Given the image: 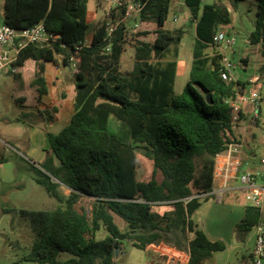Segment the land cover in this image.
I'll return each mask as SVG.
<instances>
[{"label":"trees","instance_id":"obj_1","mask_svg":"<svg viewBox=\"0 0 264 264\" xmlns=\"http://www.w3.org/2000/svg\"><path fill=\"white\" fill-rule=\"evenodd\" d=\"M90 1L5 0V23L21 31L43 22L55 37L46 45L26 47L14 63L11 75L20 89L15 101L32 109L22 112L18 122L55 121L57 107L40 108L48 94L47 64L58 63L61 56L62 64L71 68L74 58L79 69L71 77L76 91L71 123L58 134L47 133L50 147L45 161L40 167L30 166L35 182L60 206L18 212L30 221L34 235L32 249L23 259L58 264L59 254L67 252L73 257L65 264H116V250L128 242L145 252L155 247L174 249L186 254V264H205L225 245L211 242L197 230L192 216L201 198L213 191L216 158L231 143L232 109L226 101L244 94L246 88L223 80V55L216 51L209 57L205 51L218 49L214 36L232 23V10L240 0L213 4L184 0L197 23L196 40L189 81L177 97V60L185 31L166 28L171 0H144L142 28L134 36L139 42L136 61L126 74L121 70L128 41L124 25L108 37L101 21L85 44ZM255 1L250 41L264 47V0ZM151 36L153 40L147 41ZM26 66L32 68L29 73L24 72ZM111 115L129 127L132 142L111 131ZM138 152L153 162L147 181L138 179ZM8 161L4 158L1 163ZM84 198L92 200L91 216L78 209ZM260 211L250 206L237 232L247 234L261 220ZM12 212L16 210H4ZM114 214L125 221L127 231L116 224ZM103 228L107 236L98 240Z\"/></svg>","mask_w":264,"mask_h":264},{"label":"rangeland","instance_id":"obj_2","mask_svg":"<svg viewBox=\"0 0 264 264\" xmlns=\"http://www.w3.org/2000/svg\"><path fill=\"white\" fill-rule=\"evenodd\" d=\"M4 0H0V3ZM227 3V0H223ZM217 0H205L204 4H213ZM103 0H92L89 2V23L90 32L103 19L102 7ZM179 4L172 2L170 14L166 23V28L170 30L183 29L185 36L182 40L180 49L182 58H188L190 61L193 55V47L196 40V28L186 14H179ZM2 7H0V12ZM257 13V4L255 0H240L237 10H232V25L228 28L236 33L237 43L233 47L235 53L229 54L230 60L235 65V72L243 81H247L250 75L255 71L256 62L252 61L248 70L245 72L240 68L241 57L243 55V41L247 39L255 27V15ZM93 14V15H92ZM179 15L177 21L174 16ZM136 35V34H135ZM130 37L126 44V51L122 57L123 73L133 70L136 61V46L139 44ZM152 41L153 37L146 38ZM29 73L30 69L24 71ZM189 74L179 75L175 84L174 95L180 96L186 84L189 81ZM262 85L257 86V91H261ZM20 94L18 84L11 75L9 69L0 71V157L9 159V163L0 166V264H39L36 262L25 261L23 258L28 255L34 243V235L29 220H23L19 215V211L37 210L52 211L60 206V203L51 197L44 187L38 185L34 180V173L31 171V162L25 150V141L28 139L24 134L25 125L18 122L17 118L25 109L19 107L15 101V97ZM110 129L113 133L124 142H132L129 127H126L122 121L111 115ZM3 142H8L14 147L1 149ZM263 151H259L255 160L261 162ZM260 160V161H259ZM138 162V178L140 181H147L152 176L153 162L137 153ZM62 192L69 194L67 188L63 187ZM92 200L89 198L82 199L78 204V209L84 211L91 216ZM5 209H15L16 212L4 213ZM115 222L121 227L123 232L127 231L125 221L118 215H115ZM107 236L106 229H101L97 234V239L102 240ZM186 254L177 252L176 250H164L155 247L149 252L137 249L130 243L125 242L123 250L118 252L115 258L116 264H186ZM73 256L67 252L59 254L58 264L64 262Z\"/></svg>","mask_w":264,"mask_h":264},{"label":"crops","instance_id":"obj_3","mask_svg":"<svg viewBox=\"0 0 264 264\" xmlns=\"http://www.w3.org/2000/svg\"><path fill=\"white\" fill-rule=\"evenodd\" d=\"M177 7L179 14L185 13L186 17L193 22L196 28L197 23L192 19L191 12L185 4ZM178 18L179 15H175L174 21H177ZM231 25L232 23L228 26L220 27L219 30L236 35L234 30L228 29ZM91 34L92 31L89 32V36ZM250 35L243 41L240 68L246 72L252 61L256 62V67L247 81H243L240 78L235 72L236 68L232 72L234 82H240L246 88L245 93L237 96L236 99V103L240 108L241 122L233 126L231 132L228 133V137L231 143H239L243 146L242 152L233 158V160L240 162V173L250 170L260 171L261 176L258 186L264 187V166L261 162L259 163L255 160L259 151H263L260 160L264 159V102L260 105L257 118H254V105L248 100L252 91L258 92V85H262L259 93L264 95V47L262 44H251ZM216 51L227 57H229V54L235 53L234 48L225 50L221 47L216 50L213 47H209L206 49L205 54L211 57ZM57 59L58 63H50L46 66L45 76L48 94L43 96L42 104L40 105L41 109L58 108L55 121L53 123L40 122L36 125L23 123L25 125L24 134L28 138L25 141V150L30 162L37 167H40V164L45 161L47 150L50 147L47 133H60L71 123L75 111L74 100L76 91L71 78L72 70L69 66L62 64V58L59 57ZM192 63L193 55L191 61L188 58L183 59L180 49L177 60L176 81L179 75H190ZM27 69L31 70L32 68L26 66L24 70ZM63 94L66 95L64 99L62 98ZM25 110L26 112L32 111L30 108ZM5 147H9L11 150L14 149L8 142L2 143L1 149H5ZM4 158L6 157H0V166L9 163V161L1 163ZM217 159V162L224 163L230 160L225 152L219 154ZM56 163L58 164V161ZM251 205L247 200L246 190L238 179H231L228 186H225L221 181H215L213 191L208 195V198H201V205L192 216L195 228L204 232L211 242H219L225 245L223 251L214 252L205 261V264H251L252 252L255 246L254 227L247 234H239L236 229L246 217L247 209ZM259 207L261 209V220H264V196ZM192 237H194V234H192Z\"/></svg>","mask_w":264,"mask_h":264},{"label":"built area","instance_id":"obj_4","mask_svg":"<svg viewBox=\"0 0 264 264\" xmlns=\"http://www.w3.org/2000/svg\"><path fill=\"white\" fill-rule=\"evenodd\" d=\"M103 21L106 25L107 35L111 37L116 29L124 25L129 39L134 34L138 33L141 27V14L144 10L146 2L144 0H103ZM179 5L184 4V0H171ZM2 11L0 12V71L5 69L16 70L14 63L18 59L20 52L26 47L34 44L46 45L53 37L47 30L43 22L36 24L30 29L18 31L5 23V0L0 3ZM91 36H87L85 44L90 43ZM237 43L236 35L229 34L226 31L218 30L214 36V44L218 48L232 50ZM111 50V46L107 48ZM62 58L61 56H59ZM72 72L78 73V62L76 59H71ZM235 65L229 57L223 55L221 77L226 82H233L232 72ZM241 94H238L239 96ZM237 99V98H236ZM236 99H228L226 102L231 107L232 125H237L241 122L240 108L236 103ZM248 100L254 105V118H257L261 103L264 102V95L259 92L252 91ZM243 146L239 143H230L225 153L230 158L229 162H217L214 171L215 181H221L225 186L229 185L231 179H238L244 186L247 194V200L251 206L259 207L264 196V187L258 186L261 173L257 170L241 172L239 170L240 162L233 160L235 156L242 152ZM264 166V159L261 161ZM255 246L252 252L251 264H264V220H260L255 226Z\"/></svg>","mask_w":264,"mask_h":264},{"label":"water","instance_id":"obj_5","mask_svg":"<svg viewBox=\"0 0 264 264\" xmlns=\"http://www.w3.org/2000/svg\"><path fill=\"white\" fill-rule=\"evenodd\" d=\"M209 99L211 100L212 98L209 97ZM120 250H121V249H117V250H116V255H115L116 257L118 256V252H119ZM116 257H115V258H116Z\"/></svg>","mask_w":264,"mask_h":264}]
</instances>
